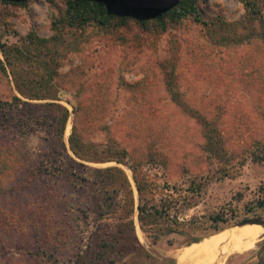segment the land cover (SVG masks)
Listing matches in <instances>:
<instances>
[{
	"label": "rangeland",
	"instance_id": "obj_1",
	"mask_svg": "<svg viewBox=\"0 0 264 264\" xmlns=\"http://www.w3.org/2000/svg\"><path fill=\"white\" fill-rule=\"evenodd\" d=\"M68 1L0 0V43L11 59L15 48L23 50L13 70L33 80L54 70L57 94L55 100L22 97L10 67L0 72V145L13 148L7 162L0 157L7 164L0 165V264H183L177 250L214 240L241 220L264 218V160L254 159L264 158V0H248L260 21L249 17L247 0H197L199 19L162 22L128 9H164L179 0H115L106 24L83 27L67 12ZM13 94L22 101L3 105ZM48 101L69 111L68 156L41 105ZM73 123L97 157L123 149L126 164L74 156L67 140ZM133 165L157 189L198 191L196 204L179 209V225L173 217L159 219L165 231L156 236L140 228L134 208L131 233L125 197L114 191L119 175L117 184L102 187L90 170L120 167L136 205ZM240 231L255 235L252 248L214 249L197 264L251 260L264 226L245 224ZM102 233L115 235L114 248L100 254Z\"/></svg>",
	"mask_w": 264,
	"mask_h": 264
},
{
	"label": "trees",
	"instance_id": "obj_2",
	"mask_svg": "<svg viewBox=\"0 0 264 264\" xmlns=\"http://www.w3.org/2000/svg\"><path fill=\"white\" fill-rule=\"evenodd\" d=\"M15 1V0H9ZM197 0H179L172 4L170 7L164 9H154V8H135L128 9L131 10V14L135 16L142 15L144 18H154L157 21H163V17L168 16L176 21H181L188 17H193L195 19H199V12L197 10V6L195 2ZM115 2V0H69L67 2V12H71L75 15V17L80 19L79 25L83 27L87 24L88 21H93L99 23L101 25L106 24L108 21V17L110 14L109 5ZM255 4L250 1H245V8L248 9L249 17L251 19L256 20L259 19L257 15L259 14V10ZM32 39H38V41L44 42V38H39L34 36ZM3 44L0 43V50L3 56V59L0 58V72H5V66L8 65L11 69L12 78L15 84V88L18 93L25 98L35 99V100H55L57 99L56 91L52 88L53 83L51 81L52 73L49 74V71L46 72L43 76L39 77L36 80L28 78L26 75L22 76L20 72H15L13 70V66H15V59L21 60L23 55V50L20 48L14 49V56L16 58L11 59L9 50L3 48ZM38 67H46L43 62L39 60L38 57H35L32 60ZM49 75L47 78L46 76ZM168 91L170 97L173 101H177L180 104L179 92L173 90L171 86V82L167 83ZM22 100L16 94H13V98L11 101L2 102L6 103V105L10 107H15ZM1 105V101H0ZM44 108L48 109L51 113V120L55 126V131L58 139L61 141V145L63 150L65 151L66 156H68L66 152V146L63 141V132L65 128L66 121L69 117V111L66 107L48 101L41 104ZM75 109V108H74ZM75 112V110H73ZM75 115V113H74ZM19 133H22L21 131ZM210 138V136H209ZM68 149L72 152L74 156L81 160L92 161V162H103V161H114L120 164H126L124 161V153L123 149H113L106 150L105 153H111L106 156L97 157V150L94 149V145L87 140H85L81 135L79 129L75 123H73L70 134L68 136ZM259 145V141H256V144ZM11 144L5 143L0 145V157L8 158L12 156L13 148H11ZM256 155V154H254ZM256 160H264V158H258L254 156ZM7 162V158L5 160ZM4 162H0L1 167L6 166L7 164ZM131 170V176L133 179V183L135 189L137 191V204H134L133 198V187L125 172L118 166H108L106 168H90L91 171L97 173V181L96 183L102 187H106L108 183H116L115 176L119 175L118 186H114V191L117 194L121 191L123 193V197H125L124 203L128 208L126 209L124 215L127 216V224L131 226V233L134 232L133 228V214L134 208L137 209V220L139 222V226L144 231L149 229L156 236L163 234L165 228L159 225L156 221L161 219H170L173 217V222L179 225L181 222L176 219L177 213L180 208H189L197 203V200H194L195 197H198V191L195 190H187L185 192H180L179 189H175V187H168V185H164L161 189H157V184L152 181L145 170H140L137 166H129ZM110 180V182H108ZM117 184V183H116ZM158 190H161V194L156 196ZM217 218H214L213 221H216ZM148 226V227H146ZM177 229V228H174ZM113 233L115 229H112ZM219 231L218 229H216ZM117 231V230H116ZM123 234V231H119L114 233ZM111 236L107 233H102L98 237V253H106L107 249L113 250L114 245L109 241V239L114 238V235Z\"/></svg>",
	"mask_w": 264,
	"mask_h": 264
},
{
	"label": "bare ground",
	"instance_id": "obj_3",
	"mask_svg": "<svg viewBox=\"0 0 264 264\" xmlns=\"http://www.w3.org/2000/svg\"><path fill=\"white\" fill-rule=\"evenodd\" d=\"M238 229L239 226L229 229L227 232L219 235L221 236L220 239L219 236H217V238L214 240L207 239L208 241H201L199 243L190 244L182 248L179 252L177 250L175 259L181 260L183 264L185 263L197 264V262H199L200 260H204V261L208 260V258L211 257L214 249L215 252L219 249L222 250L224 249V252H231V251L247 250L252 248L254 243L256 242L255 235L254 234L252 235L247 231L236 232ZM218 239L219 241H216ZM216 242H219L220 245L216 246ZM146 243L147 242H145V244Z\"/></svg>",
	"mask_w": 264,
	"mask_h": 264
},
{
	"label": "water",
	"instance_id": "obj_4",
	"mask_svg": "<svg viewBox=\"0 0 264 264\" xmlns=\"http://www.w3.org/2000/svg\"><path fill=\"white\" fill-rule=\"evenodd\" d=\"M245 224H259L261 226H264V218L263 217L247 218L239 221L236 225L242 226ZM245 264H264V242L261 245L260 249L255 253L254 257Z\"/></svg>",
	"mask_w": 264,
	"mask_h": 264
}]
</instances>
